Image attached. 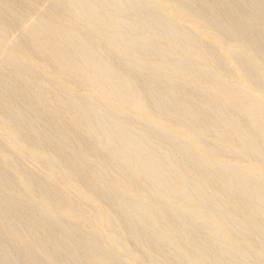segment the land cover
<instances>
[{"label": "rangeland", "instance_id": "rangeland-1", "mask_svg": "<svg viewBox=\"0 0 264 264\" xmlns=\"http://www.w3.org/2000/svg\"><path fill=\"white\" fill-rule=\"evenodd\" d=\"M0 264H264V0H0Z\"/></svg>", "mask_w": 264, "mask_h": 264}]
</instances>
